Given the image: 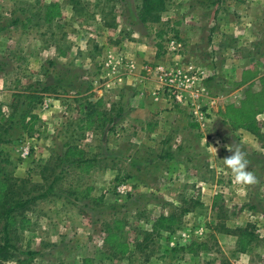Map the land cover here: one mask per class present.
Masks as SVG:
<instances>
[{
    "label": "rangeland",
    "instance_id": "rangeland-1",
    "mask_svg": "<svg viewBox=\"0 0 264 264\" xmlns=\"http://www.w3.org/2000/svg\"><path fill=\"white\" fill-rule=\"evenodd\" d=\"M75 1L77 10L70 0H0V130L6 129L0 149L12 161L8 169L31 188L43 179L30 170L62 154L67 143L80 144L88 160L79 167L59 164L57 171L65 170L54 193L31 205L29 222L14 241L15 257L0 264H264V114L255 115L254 134L235 132L251 122L243 115L225 122L220 112L231 102L241 101L242 108L247 97L225 95L230 89L221 84L222 96L211 98L217 89L207 85L206 72L197 115L154 70L163 65L196 72L193 62L201 64L209 51L189 50L194 39L208 36L210 7L202 18H183L182 3L175 0L164 20H181L185 45L169 52L172 33L159 48L158 26L139 20L138 0H101L97 7L95 0ZM192 1L199 10L196 0L187 5ZM50 2L61 6L52 21L45 8ZM224 3L211 4V25L245 27L253 34L248 42L264 44V0H232L231 15ZM243 11L263 22L240 21ZM156 46L163 58L140 65L151 82L143 91L161 112L138 107L140 113H126L120 98L124 76L137 69L140 48L155 53ZM257 54L264 57V50ZM219 69L223 74V63ZM92 107L108 127L100 129L96 121L83 129V114ZM230 144L246 153L255 184L233 183L223 162ZM218 195L222 200L216 202ZM161 217L170 218L169 230L157 223ZM237 226L253 232L250 250H238L237 238L226 232ZM181 245L184 250H173Z\"/></svg>",
    "mask_w": 264,
    "mask_h": 264
},
{
    "label": "trees",
    "instance_id": "trees-1",
    "mask_svg": "<svg viewBox=\"0 0 264 264\" xmlns=\"http://www.w3.org/2000/svg\"><path fill=\"white\" fill-rule=\"evenodd\" d=\"M219 2L220 0H211V4L213 5ZM101 3V0H95L94 7L99 6ZM69 5L75 10L79 9L78 2L75 0H70ZM174 6L175 0L137 1L136 9L139 20L150 28L155 25L158 26L156 30V37L159 39L157 46L162 49L164 47L163 43L167 40L169 37L168 34L170 33L185 45L180 35V29L178 28L181 24V20H172L171 17H167V20H164L165 14ZM45 8L46 17L49 21L61 15V6L58 2H50L45 5ZM84 8L85 7H82L81 10ZM46 89L49 90L50 88ZM246 99L247 103L245 107L237 108L235 106H230L228 112H232L233 117H237L239 115L238 112H241V115H243L245 111H247V113L249 112L245 115V119L251 122V126L244 124L240 126L254 130L252 124L254 123L256 112L264 110V94H257L255 97H250L249 95ZM103 117L104 115L101 112L92 107L81 120L83 129H91L93 123L96 121H100V129H104L107 120L104 118V121H101ZM194 125L198 126L197 124ZM5 131L6 129L4 131L0 130V147L1 144L6 141ZM66 146L62 154L56 155L55 157L50 156L48 159L41 160L38 165V170L37 168L30 170L32 174L35 170V172L39 171L43 179L42 183H33L31 188L26 185L27 180L25 178H18L11 173L8 169V164L12 161L9 160L4 151L0 149V262L15 257L13 252V249L16 248L14 241L18 239L21 231L26 228L29 222L28 211H30L31 205L36 199L44 198L50 195V193H54L56 184L61 179L62 173L65 170L62 169L58 172L57 168L59 164H66L68 168L74 166L79 167L88 161L86 158L87 152L78 144L67 143ZM45 183L47 184V188L43 192H40V189H43L42 187ZM89 191L90 190H88V193ZM219 200H222L221 195L216 197V202ZM157 223H161V227L167 230L172 226L170 224V218L167 217H161L157 220ZM226 232L237 238V249L242 252L250 250L255 240L253 232L249 231L246 226H237L235 229H227ZM185 247V245H181L173 250H184Z\"/></svg>",
    "mask_w": 264,
    "mask_h": 264
},
{
    "label": "crops",
    "instance_id": "crops-1",
    "mask_svg": "<svg viewBox=\"0 0 264 264\" xmlns=\"http://www.w3.org/2000/svg\"><path fill=\"white\" fill-rule=\"evenodd\" d=\"M182 3L183 7V18H189L191 15L194 14L196 16H199L202 18L204 16L203 14V8L206 6L210 7V11L208 13L210 22L208 24V36L206 39H203V36L200 37L199 39H194L192 41V46L189 50L191 53H196L199 51H203L204 48H206L209 52L207 53V58L206 59H201V64L193 62L195 65H197L198 70H202L204 76H206V72L210 75L209 81L207 85L214 86L216 87V97H211L215 99H219L222 94L220 93L221 89V84L226 87V91L230 89L229 93H225L229 95H234V96H240L241 99H244L245 97L249 96L250 97H255L257 94H262L264 93V57L259 58L257 52H261L264 50V44L260 42H248V36L247 34V28H242L241 26H222L220 27L219 23L211 25V0H196L197 3H199V10L196 11V3L195 2H190L189 5H187V0H179ZM223 5H226L227 3V11H224L225 13H229L231 15V5L230 2L232 0H222ZM193 5V6H192ZM192 6V7H191ZM203 6V7H201ZM201 8V10H200ZM219 9V6L217 7ZM169 13V12H167ZM166 13V14H167ZM165 14V15H166ZM219 14V11L218 13ZM220 15V14H219ZM218 15V16H219ZM215 15H213V20ZM170 17V16H169ZM246 17V18H245ZM183 18L182 21H183ZM254 19V21H253ZM240 20V19H239ZM252 20L253 22L261 23L263 22L262 18L259 17L256 13H250L249 11H243L242 12V17L241 20ZM232 22V21H230ZM244 23V21H243ZM224 25V24H223ZM199 30V27H197ZM250 36L253 34H249ZM260 35L258 34V30L255 34V38L259 37ZM202 39L206 40V44L202 47ZM258 39V38H257ZM258 41V40H257ZM195 44L199 46L200 48H196ZM216 49L213 53H211V48ZM155 48V53L148 52L145 48H140L139 52L135 55L138 61V66L135 72L131 75H125L124 76V81H123V88H124V95L121 96L120 98H123V107L124 109L126 108L127 112L126 113H140L141 111H137L138 107L143 108V112L151 115H155V113H160L161 108H157L158 104L154 102L153 96L150 94H145L143 91L144 86H149L151 85V82L149 79L146 78L145 74H143L141 70V63L145 61L149 62H156L159 59H162L163 56L160 55L161 58L157 55V51L159 50L158 47ZM199 49V51L197 50ZM263 49V50H262ZM144 51H146L144 53ZM207 52V51H206ZM247 52V53H246ZM182 54L189 55L187 52H183ZM217 54V55H216ZM224 57H222V55ZM223 63V74L220 72V66ZM192 65L191 67L194 68L195 65ZM220 88V89H219ZM140 92L139 93L137 92ZM225 91V92H226ZM138 93V94H137ZM122 94V93H121ZM162 98V97H161ZM126 101V103H124ZM214 102V101H213ZM232 104H229L227 106V109L224 111H221L220 115L225 117V122L229 120L228 118L234 120L236 118L231 117L230 115H233L232 112H228V109L230 106H235V107H240L242 105V102L239 101L238 103L231 102ZM246 104V103H245ZM254 104V103H253ZM149 106L145 108V106ZM245 107V105H243ZM238 116H242L241 112H238ZM249 113V112H248ZM247 111L243 113V116L248 114ZM256 114L259 116L260 114H264V111L260 110L257 111ZM86 114H83V118ZM82 116V114H81ZM256 117V116H255ZM230 121V120H229ZM257 121V120H256ZM235 123V122H233ZM197 124V123H196ZM225 124V123H224ZM198 125V124H197ZM108 127L105 126V128ZM235 132H238V130H243V131H249L250 133H255V130L251 129H244L243 127L239 126L237 127ZM251 130V131H250ZM240 141V140H239ZM80 147L81 145L78 144ZM229 146H233L230 144ZM237 146V145H235ZM67 147V146H66ZM65 147V148H66ZM228 149V148H227ZM227 157L230 155V152H225ZM104 159V158H103ZM239 190L244 191V188H240Z\"/></svg>",
    "mask_w": 264,
    "mask_h": 264
},
{
    "label": "built area",
    "instance_id": "built-area-1",
    "mask_svg": "<svg viewBox=\"0 0 264 264\" xmlns=\"http://www.w3.org/2000/svg\"><path fill=\"white\" fill-rule=\"evenodd\" d=\"M182 42L175 38H169L166 41V49L169 52H180L182 47ZM109 62H111L109 58ZM192 68V67H191ZM194 70V68H192ZM155 71H159L162 74V79L165 81L166 85L173 88L170 89L174 94L177 101L186 103L187 105L194 106V113L197 115H202L199 111L198 99L200 96L206 94V88L201 84V77L203 72L196 70H179L178 72H172L166 70V67L159 65L154 68Z\"/></svg>",
    "mask_w": 264,
    "mask_h": 264
},
{
    "label": "clouds",
    "instance_id": "clouds-1",
    "mask_svg": "<svg viewBox=\"0 0 264 264\" xmlns=\"http://www.w3.org/2000/svg\"><path fill=\"white\" fill-rule=\"evenodd\" d=\"M215 148V147H214ZM230 155L223 158L224 164L231 170L233 183L237 185H251L257 182V177L248 170L246 153L239 146L227 145ZM217 151V149L215 148Z\"/></svg>",
    "mask_w": 264,
    "mask_h": 264
}]
</instances>
